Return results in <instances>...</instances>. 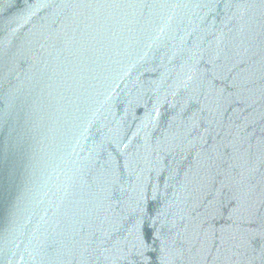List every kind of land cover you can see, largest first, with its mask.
I'll return each mask as SVG.
<instances>
[{"label": "water", "instance_id": "obj_1", "mask_svg": "<svg viewBox=\"0 0 264 264\" xmlns=\"http://www.w3.org/2000/svg\"><path fill=\"white\" fill-rule=\"evenodd\" d=\"M0 264H264V0H0Z\"/></svg>", "mask_w": 264, "mask_h": 264}]
</instances>
